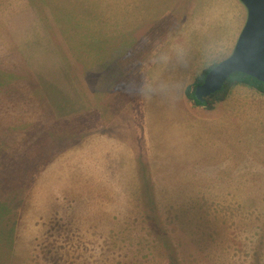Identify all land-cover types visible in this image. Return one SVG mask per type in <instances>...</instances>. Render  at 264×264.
I'll return each instance as SVG.
<instances>
[{"label": "rangeland", "instance_id": "1", "mask_svg": "<svg viewBox=\"0 0 264 264\" xmlns=\"http://www.w3.org/2000/svg\"><path fill=\"white\" fill-rule=\"evenodd\" d=\"M64 1L0 0V43L10 17L27 9L48 14L59 23L54 26L60 38L55 42L57 52L79 90L81 76L90 83L91 88L86 89L89 99L95 95L99 79L114 82L116 89L110 99L116 105L107 107L118 115L129 107L128 89L140 88L144 81V74L137 72L142 63L154 58L145 51L143 57H97V9L67 7ZM206 1L213 0H147L150 5L143 10L151 17L147 32L152 37L179 25V41H153L147 51L179 45L173 64L168 58L160 63L178 71L173 77L176 84L175 78L181 77L179 86L166 87L177 96L178 104L168 102L173 109L190 102L196 112L209 110L188 100L185 88L193 87L202 69L231 55L246 21L245 7L233 0L234 8L228 7L233 13L231 24L209 32L213 25L202 9ZM151 4L163 8L146 10ZM41 6L45 8L39 9ZM82 15L89 24V35L92 32L89 47L82 37ZM126 45L119 42L118 50L128 51ZM98 65L101 74L96 71ZM230 87L225 84L218 95L225 96ZM214 100L213 96L209 102ZM237 109L233 103V129L228 128L226 136L218 126L210 125L209 136L196 133L193 147L203 161L211 160L201 165L213 168L196 163L193 168H183L184 163H176L163 177L154 174L152 185L150 172L147 176L139 159L124 162L127 166L117 163L116 168L111 167L113 162L103 168L91 166L86 155L82 160L79 146L84 139L79 120L55 124L40 120L31 130L34 136L27 137L25 128V134L14 139L5 135L7 129L10 135L19 128L10 119L5 137L0 139V264H264V184L256 183L264 180V144L258 142L255 128L236 120ZM139 125L137 121L135 135ZM242 125L248 126L242 129ZM79 127L80 134L73 136ZM210 140L211 146L207 144ZM70 147L77 149L64 159ZM247 180L249 183H237ZM224 181L232 183H220ZM29 193L17 218L20 198Z\"/></svg>", "mask_w": 264, "mask_h": 264}, {"label": "crops", "instance_id": "2", "mask_svg": "<svg viewBox=\"0 0 264 264\" xmlns=\"http://www.w3.org/2000/svg\"><path fill=\"white\" fill-rule=\"evenodd\" d=\"M227 1L225 4L221 0L204 2L205 6H202V9L206 11V17L213 25L209 32L226 28L231 24L233 13L228 7L233 9L234 2ZM63 3L67 7L75 5L72 7L81 10L97 9L95 22L97 57H143L144 51L148 56H152L154 59L142 63L143 67L137 71L144 74V81L140 88L128 89L129 95L126 96L128 109L114 115V111L107 107L108 104L116 105L115 99H110V93L116 89L114 82L107 83L105 77L99 79L94 87L95 95L89 99L91 96L86 89L91 88L90 83L81 76L79 90L73 75L57 52L55 42L60 38L54 26H58L59 23L48 14L47 16L41 14L40 11L39 13L33 9L21 11L6 21L5 38L0 43V77H5V86L4 84L2 86L4 89H0V139L5 135L14 139L22 137L25 128L29 130L25 134L27 137L34 136L35 132L31 130H35L33 128L42 120L52 121L55 124L59 120L74 118L80 121L79 126L81 123L82 127L84 142L79 146L82 160L86 155L91 166L96 164L98 168H103L113 162L111 167L116 168L117 163L127 166L124 162L128 164L139 159L144 162L147 176L148 171L150 172L151 185L154 174L156 178L163 177L176 163H184L183 168H193L194 163L203 168H213L214 166L201 165L210 163L211 160L203 161L204 159L199 157L201 155L193 147L196 145V133H206L209 136L207 125H210L218 126L226 136V130L233 129V103L238 105L236 112L239 117L236 120L240 123L247 122L250 128H255L258 142L264 144V93L248 85L231 86L224 99L207 112H196V106L190 102H187L189 106L179 104L175 109L168 105V102L173 100L174 104L178 103L174 99V97L177 99L175 92L167 91L166 87L169 84L179 86L181 77L175 78L178 82L176 84L173 77L178 71L160 63L168 58L173 64L174 56L179 54V45L172 43L171 50L164 45V48L160 46L159 50L147 51L150 50L148 48L150 42L168 43L179 41L182 37H178L180 32L178 24L172 28H165L163 34L157 33L155 37L148 35L147 24L150 23L151 17L149 13L143 11L150 5L147 0H66ZM41 8L45 7H39ZM152 8L162 9L163 6L156 7L151 4L146 10ZM82 19L84 24L82 37L85 47L86 44L89 47V40L93 43L92 32L89 35V24L83 15ZM199 21L201 20L197 13L196 23ZM179 23L182 34H185L184 20L180 19ZM119 42H127L128 51L120 52ZM9 57L13 58L10 62ZM212 66L214 65L210 67ZM97 67V73L101 74L99 69L101 66ZM210 67L202 69L199 75ZM105 73L107 71L103 72ZM181 100L185 102L183 98ZM10 119L16 120L15 124L19 128L9 135L7 128ZM137 121L140 122V132L135 135L134 127H137ZM246 126L248 125H242V129ZM199 127L202 129H198ZM5 128L7 130L4 135ZM75 130L74 128L73 131ZM76 134H80V127L73 136ZM207 144L213 142L210 140ZM137 147H140L138 153H136ZM76 149L68 148L64 159L67 153H73ZM192 152H196V155H191ZM119 153L123 155L119 156ZM71 156L72 154L69 155ZM160 182L163 183L162 180ZM237 183H249V181ZM256 183L264 184V180H258ZM29 195L31 196V193L21 196L20 207L16 210L17 218L20 217Z\"/></svg>", "mask_w": 264, "mask_h": 264}, {"label": "water", "instance_id": "3", "mask_svg": "<svg viewBox=\"0 0 264 264\" xmlns=\"http://www.w3.org/2000/svg\"><path fill=\"white\" fill-rule=\"evenodd\" d=\"M246 9V21L231 55L212 67L194 90L203 101L219 92L228 78L241 73L264 84V0H239Z\"/></svg>", "mask_w": 264, "mask_h": 264}, {"label": "trees", "instance_id": "4", "mask_svg": "<svg viewBox=\"0 0 264 264\" xmlns=\"http://www.w3.org/2000/svg\"><path fill=\"white\" fill-rule=\"evenodd\" d=\"M211 68L212 67H210L209 69L202 72V74L199 75L195 79V83L193 84V87L189 86L185 90V95H186L188 100L192 101L197 106H204L205 105L209 110H212L214 108L215 103H218L224 99L225 96L218 95V93L221 92L222 89L219 92H217V93L211 95L210 97L204 99L203 101L196 100V98L194 96V90H195V86L202 83L204 77L206 76V74L208 73V71ZM4 78H5L4 76L0 77V89H4V88H2L3 84L5 83ZM225 84H228V86H233V85H237V84H245V85H248V86L258 90L261 93H264V84L263 83L255 80L249 76L241 74V73H235V74L231 75ZM4 86H5V84H4ZM213 96L215 97V100L213 102H209V99Z\"/></svg>", "mask_w": 264, "mask_h": 264}]
</instances>
